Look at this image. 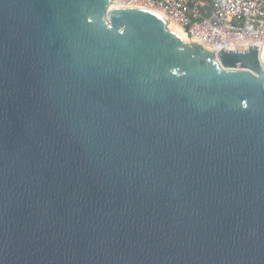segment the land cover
Returning a JSON list of instances; mask_svg holds the SVG:
<instances>
[{"label":"water","instance_id":"obj_1","mask_svg":"<svg viewBox=\"0 0 264 264\" xmlns=\"http://www.w3.org/2000/svg\"><path fill=\"white\" fill-rule=\"evenodd\" d=\"M248 46L219 63L149 7L0 0V264H264Z\"/></svg>","mask_w":264,"mask_h":264},{"label":"built area","instance_id":"obj_2","mask_svg":"<svg viewBox=\"0 0 264 264\" xmlns=\"http://www.w3.org/2000/svg\"><path fill=\"white\" fill-rule=\"evenodd\" d=\"M113 6H145L164 13L193 41L221 50L264 45V0H110ZM242 69V67H226Z\"/></svg>","mask_w":264,"mask_h":264},{"label":"bare ground","instance_id":"obj_3","mask_svg":"<svg viewBox=\"0 0 264 264\" xmlns=\"http://www.w3.org/2000/svg\"><path fill=\"white\" fill-rule=\"evenodd\" d=\"M110 7H114L112 4H110ZM155 11H157L158 13H160L161 15H163L165 18H166V20H167V17H166V15L164 14V13H162L161 11H159V10H157V9H154ZM172 23H173V25H172ZM174 22H168L167 21V26H168V28H170V29H172V30H174V31H177V32H179V33H181L182 34V36H183V38H185V39H188V40H191L190 38H188L186 35H185V33L182 31V29H181V27L180 26H178L177 24H175ZM193 40V39H192ZM259 57H260V60H262V59H264V45L263 46H261V48H260V50H259Z\"/></svg>","mask_w":264,"mask_h":264},{"label":"rangeland","instance_id":"obj_4","mask_svg":"<svg viewBox=\"0 0 264 264\" xmlns=\"http://www.w3.org/2000/svg\"><path fill=\"white\" fill-rule=\"evenodd\" d=\"M172 25H173V23H172ZM175 25V24H174Z\"/></svg>","mask_w":264,"mask_h":264},{"label":"trees","instance_id":"obj_5","mask_svg":"<svg viewBox=\"0 0 264 264\" xmlns=\"http://www.w3.org/2000/svg\"><path fill=\"white\" fill-rule=\"evenodd\" d=\"M206 1H209V0H206Z\"/></svg>","mask_w":264,"mask_h":264}]
</instances>
